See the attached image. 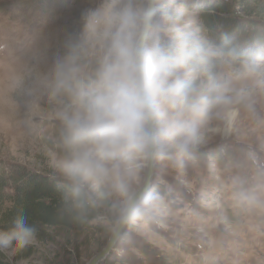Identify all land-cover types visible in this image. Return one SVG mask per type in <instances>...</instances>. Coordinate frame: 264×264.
I'll return each instance as SVG.
<instances>
[{
    "label": "clouds",
    "instance_id": "1",
    "mask_svg": "<svg viewBox=\"0 0 264 264\" xmlns=\"http://www.w3.org/2000/svg\"><path fill=\"white\" fill-rule=\"evenodd\" d=\"M21 82L30 115L50 116L60 153L61 211L102 209L113 241L154 217L162 200L151 177L162 166L182 174L212 135L228 138L241 114L264 107V30L230 33L208 20L203 0H87L32 57ZM252 163L260 165L255 157ZM257 182H235L231 199L264 204ZM38 227L23 206L0 230V252L33 245Z\"/></svg>",
    "mask_w": 264,
    "mask_h": 264
},
{
    "label": "rangeland",
    "instance_id": "2",
    "mask_svg": "<svg viewBox=\"0 0 264 264\" xmlns=\"http://www.w3.org/2000/svg\"><path fill=\"white\" fill-rule=\"evenodd\" d=\"M228 1L237 27L246 33L264 30V0L258 16L246 12L240 0ZM86 5L87 0H0V161L54 172L60 153L57 125L50 116L28 113L21 82L32 70L34 53L62 37L64 28L76 27ZM261 170L264 107L256 118L241 114L228 138L210 136L182 174L160 167L151 177V191L163 202L160 211L126 227L97 264H264V204L231 199L235 182L246 181L251 188ZM110 238L103 212L84 232L57 231L23 251L0 252V261L88 264Z\"/></svg>",
    "mask_w": 264,
    "mask_h": 264
},
{
    "label": "trees",
    "instance_id": "3",
    "mask_svg": "<svg viewBox=\"0 0 264 264\" xmlns=\"http://www.w3.org/2000/svg\"><path fill=\"white\" fill-rule=\"evenodd\" d=\"M239 2L250 15H259L256 11L261 0ZM203 3L205 14L210 15L208 20L225 24L230 33H246L243 27H237L235 10L228 0H203ZM50 176V173L39 172L20 163L0 161V230L11 226L12 216L19 206L27 211L29 222L37 225L39 241L50 239L57 231L84 232L94 226L102 217L103 210H93L79 217L62 213L59 181Z\"/></svg>",
    "mask_w": 264,
    "mask_h": 264
},
{
    "label": "water",
    "instance_id": "4",
    "mask_svg": "<svg viewBox=\"0 0 264 264\" xmlns=\"http://www.w3.org/2000/svg\"><path fill=\"white\" fill-rule=\"evenodd\" d=\"M116 243H117V241H113V239L111 237L110 241L107 244V246L105 247V249L101 253L96 255L88 264H97L98 262L103 260L108 255V253L112 250V248L114 247V245Z\"/></svg>",
    "mask_w": 264,
    "mask_h": 264
}]
</instances>
